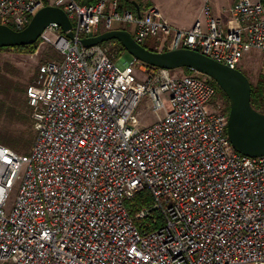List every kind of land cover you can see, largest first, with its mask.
<instances>
[{
  "label": "built area",
  "instance_id": "1",
  "mask_svg": "<svg viewBox=\"0 0 264 264\" xmlns=\"http://www.w3.org/2000/svg\"><path fill=\"white\" fill-rule=\"evenodd\" d=\"M45 6L65 12L74 37L55 24L42 32L59 59L25 91L33 145L19 154L0 144V264H264V155L233 149L228 101L210 79L118 64L107 47L78 43L125 29L140 45L162 38L230 69L258 50L264 72V1L235 0L226 25L205 10L179 30L154 6L0 0V25L21 30ZM143 98L163 111L146 127ZM143 192L150 204L133 216L126 203Z\"/></svg>",
  "mask_w": 264,
  "mask_h": 264
},
{
  "label": "water",
  "instance_id": "2",
  "mask_svg": "<svg viewBox=\"0 0 264 264\" xmlns=\"http://www.w3.org/2000/svg\"><path fill=\"white\" fill-rule=\"evenodd\" d=\"M51 24L58 26L65 37L73 39L71 22L65 12L52 6L40 9L21 30L0 25V48H15L35 44ZM117 40L127 55L152 67L168 70L188 69L213 81L228 101L226 132L233 149L244 156L264 155V114L250 104L251 83L237 69H230L206 56L188 49L152 52L136 43L125 30H111L78 40L82 47Z\"/></svg>",
  "mask_w": 264,
  "mask_h": 264
},
{
  "label": "rangeland",
  "instance_id": "3",
  "mask_svg": "<svg viewBox=\"0 0 264 264\" xmlns=\"http://www.w3.org/2000/svg\"><path fill=\"white\" fill-rule=\"evenodd\" d=\"M142 5L150 3L156 8L160 7L167 10L173 17L184 19L188 17V10H185L188 2L193 3V0H140ZM203 1V0H202ZM204 3V1H203ZM224 4V0H209L208 8H218ZM150 6V7H151ZM159 9V8H158ZM188 19V18H187ZM126 26H124L125 28ZM127 29V28H126ZM162 38L157 41H162ZM39 41V40H38ZM156 39L149 37L142 45L152 47ZM111 53V52H110ZM59 59V54L52 44L39 42L34 53L26 54L19 53L14 48H8L0 51V77L3 83L11 89L0 84V144L9 147L19 154H28L34 139L35 131L33 127L25 130V134L19 135L20 131H24L21 125L16 123V118L11 116L8 108L11 104V99L17 97L22 102H25V94L21 90L26 89L36 76L37 68L44 62ZM129 55H123L118 58L116 63L122 64L124 61H129ZM238 69L248 78L251 84H255L260 78H264L263 72V54L258 50H251L243 56ZM172 76H183V69H175L170 71ZM203 78L202 75H198ZM6 88V89H5ZM165 108H169L167 100H164ZM163 111H154L151 108L149 101L143 98L136 108V115L141 127H146L154 123ZM9 143H12L11 146ZM16 192V186L9 193V201H13Z\"/></svg>",
  "mask_w": 264,
  "mask_h": 264
},
{
  "label": "trees",
  "instance_id": "4",
  "mask_svg": "<svg viewBox=\"0 0 264 264\" xmlns=\"http://www.w3.org/2000/svg\"><path fill=\"white\" fill-rule=\"evenodd\" d=\"M96 0H88L87 2H83L82 0H77L79 4H92ZM264 1V0H261ZM151 4L147 3L146 5H142L140 0H118V8L120 11L124 10H130L132 12H136V9L139 10V12H143L146 8L150 7ZM120 30H125V29H120ZM98 34V33H97ZM156 39V38H155ZM40 40L37 41L33 45L29 46H21V47H15L17 52L19 53H26V54H31L34 53L37 45L39 44ZM100 46L107 47L109 49V52L114 53V61H116L118 58L122 57L123 55H126L127 53L125 50L122 48L120 43L117 40H109L106 41ZM144 46V45H142ZM146 49L152 52H164L167 51L166 48L163 46L161 41H157L154 43L152 47L144 46ZM8 48H0V51L6 50ZM183 74L184 75H192L194 74L193 71L188 70V69H183ZM210 82L216 87L218 93L226 100L225 95L221 92V90L217 87V85L210 80ZM9 83V86L6 87V85L3 83L2 78L0 77V84H3L4 87L7 89H11V83ZM5 88V89H6ZM26 89L21 90L22 93L25 94ZM26 100V99H25ZM250 104L252 108L262 114H264V78H260L256 81L255 84H251V96H250ZM8 111L11 113V116L13 118H16V123L21 125V127L24 128V131H20L19 135L25 134V130L30 129L32 127V119H31V111L30 108L27 105V102H22L19 100L17 97H13L11 99V104L8 108ZM1 139V138H0ZM11 146H13L12 143H9ZM14 148V146H13ZM150 204V198L147 195L146 192L139 193L133 198L131 201L126 203V206L128 210L131 212V215H135L136 211L144 206H147ZM156 218L159 219L158 215H155ZM149 230V229H148Z\"/></svg>",
  "mask_w": 264,
  "mask_h": 264
},
{
  "label": "crops",
  "instance_id": "5",
  "mask_svg": "<svg viewBox=\"0 0 264 264\" xmlns=\"http://www.w3.org/2000/svg\"><path fill=\"white\" fill-rule=\"evenodd\" d=\"M235 0H224V4H222L218 8H212L209 10L208 8V2L205 4L202 0H193V3L188 2L185 10H188V17L184 19L175 18L173 17L167 10H163L160 7L159 10L162 13V15L167 19L169 24L179 30H187L191 27V25L194 23L196 19H199L200 21H204V12L205 10L209 11L211 15L218 17L222 20L223 24L226 25L227 20L229 19L227 15L222 13L223 8H227L231 6L234 3ZM136 11H139L136 9ZM188 18V19H187Z\"/></svg>",
  "mask_w": 264,
  "mask_h": 264
}]
</instances>
